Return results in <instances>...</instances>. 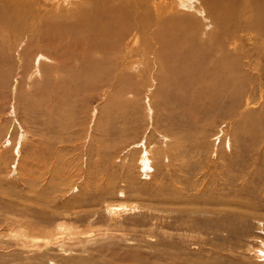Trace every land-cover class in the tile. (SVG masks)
I'll list each match as a JSON object with an SVG mask.
<instances>
[{"label": "rangeland", "instance_id": "obj_1", "mask_svg": "<svg viewBox=\"0 0 264 264\" xmlns=\"http://www.w3.org/2000/svg\"><path fill=\"white\" fill-rule=\"evenodd\" d=\"M20 1L28 2L0 0V11ZM29 2L36 12L35 0ZM20 39L0 61V264H10L7 219L19 218L7 209L13 196L4 194L30 197L22 184L30 172L41 176L35 187L52 203L45 211L76 213L82 223L67 221L104 232L124 261L133 254L153 264H264V92H249L254 79L238 76L245 93L235 114L225 112L230 99L191 111L184 97L192 94L159 95L161 66L152 51L143 58L138 50L122 95L102 93L98 83L89 94L63 95L51 105L46 92L54 82L46 91L37 76L28 83L32 65H20L14 51L23 48ZM142 158L150 159L145 171ZM107 207L132 211L113 216Z\"/></svg>", "mask_w": 264, "mask_h": 264}, {"label": "bare ground", "instance_id": "obj_2", "mask_svg": "<svg viewBox=\"0 0 264 264\" xmlns=\"http://www.w3.org/2000/svg\"><path fill=\"white\" fill-rule=\"evenodd\" d=\"M20 3L15 9L0 11V61L5 62L4 53L14 46L10 42L16 44L23 37V48L18 50L19 43L14 50L17 61L22 66L32 65L28 83L39 77L46 91L50 84H45L54 82L52 93L46 92L51 105H60L63 95L89 94L98 83H103L102 90L111 89L113 96L122 95L129 80L127 71L135 68V62L138 64V50L143 51L142 57L152 51L161 66V74L155 76L160 82L159 95L163 90L192 94L183 96L185 107L191 111L229 99L225 112L231 115L237 111L245 93V88L236 85L240 74L257 83L249 84L251 94L264 92V64H252L251 60L264 62V0H35L36 12L29 0ZM50 68L55 70L52 76ZM18 96L20 100V89ZM47 103H42V116L47 114ZM149 160L140 161L144 171L149 169ZM27 177L28 181H21L30 197L21 191L4 194L6 198L14 197L6 200L9 206L5 209L13 217L19 216L7 219L13 233L8 263L153 264L155 260L144 261L133 254L124 261L122 248L107 240L104 232L100 236L91 227L84 232L76 227L78 224L67 221L82 223L76 213L45 211L52 203L43 196L41 187H35L41 176L30 172ZM106 211L119 216L132 209L107 207Z\"/></svg>", "mask_w": 264, "mask_h": 264}]
</instances>
